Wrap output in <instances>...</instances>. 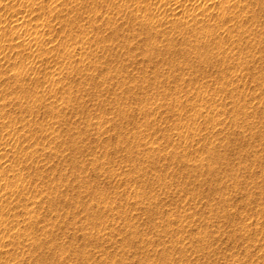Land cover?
I'll use <instances>...</instances> for the list:
<instances>
[{
	"label": "rangeland",
	"instance_id": "obj_1",
	"mask_svg": "<svg viewBox=\"0 0 264 264\" xmlns=\"http://www.w3.org/2000/svg\"><path fill=\"white\" fill-rule=\"evenodd\" d=\"M0 264H264V0H0Z\"/></svg>",
	"mask_w": 264,
	"mask_h": 264
}]
</instances>
